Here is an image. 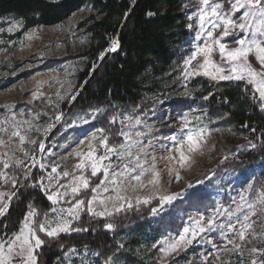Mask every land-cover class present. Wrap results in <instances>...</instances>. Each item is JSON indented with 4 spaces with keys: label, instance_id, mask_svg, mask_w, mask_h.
<instances>
[{
    "label": "rangeland",
    "instance_id": "374dc122",
    "mask_svg": "<svg viewBox=\"0 0 264 264\" xmlns=\"http://www.w3.org/2000/svg\"><path fill=\"white\" fill-rule=\"evenodd\" d=\"M60 1L62 0H56L55 3ZM184 4H188V7H183ZM198 8L197 0H185L182 3V12L192 17L188 19L192 25V37L177 46V58L171 71L159 79L155 86L144 90L143 97L153 106L139 110L122 109L116 118L120 128L133 134V140L144 141L146 153L133 150V158L121 159L119 156H112L110 161H104V164L111 163V172H123L125 164L129 168H135V172L120 177L119 186L111 184L110 181L106 182L109 192L100 194V198L105 199V205L98 202L92 205L97 212L104 211L107 207V212L112 213L108 215L106 212L104 216L95 217L111 219L127 210L155 204L152 209L154 219L143 223L139 228L115 234V239L123 245L122 248L144 264H251L252 259L264 258L261 255L264 253V203L261 202L264 194V158L249 169L243 167L238 171L222 170L226 163L245 160L254 148L253 137L220 125V119L210 116L198 102L185 108L171 106L177 101L192 103L200 97L201 87L196 83L198 78L214 81L204 75L185 76L184 60L191 55L197 44L202 43V40L195 39L199 28ZM93 14L92 7L86 6L61 24L30 30H25L24 24L18 19L0 18V140L3 141L0 145V160H8L11 165L5 169L0 164V173L7 174L9 181L13 177L16 180V186L13 187L12 183H5L0 179V193L6 194L4 200L8 202L9 209L22 188L17 179V169L26 172V179L36 171L39 181L43 179L45 185H48L46 177L51 173L52 167L73 174L60 181L64 185L70 184L73 176L84 175L89 179L90 188L82 190L78 197L73 196L69 189L66 196L61 198L60 204L55 206L65 210L64 218L70 220L73 229L83 214L88 212L87 200L95 194L91 193V188L103 180V172L93 177L90 167L82 171L77 170L75 165L80 159L76 154L86 152L89 144L96 147L97 156L104 154L105 150L99 144L102 134L99 131L101 127L98 125V119L105 111L96 108L88 112H78L68 119L60 133H55L66 118L67 111H62L63 106L72 102L78 93V75L85 67L79 55L86 51L89 44L83 25ZM236 15L239 16V13ZM17 23L18 28L8 30ZM205 27H211V24L206 22ZM215 31L219 32V29ZM235 35L237 33L225 38L229 48L237 47L233 42ZM243 35L247 36L248 33ZM213 59L226 66L225 62L220 61L217 53L213 54ZM250 59L253 66L259 69L257 62L251 57ZM200 62L202 57L193 61V65ZM25 74L27 76H24ZM214 82L242 83V88L253 97L254 85H247L243 81ZM128 116L134 119L127 120ZM184 117L189 121L187 127ZM136 119L141 121L139 126L135 124ZM121 120L124 121L123 124L120 123ZM202 128L206 131L201 146L196 151L189 152L186 142L188 134H195ZM14 131L20 132L24 137L23 142L19 137L12 135ZM137 131L143 132L144 135L136 137L134 134ZM103 135L107 136L110 145H114L105 131ZM93 136L96 137L95 140ZM120 138L123 143V138ZM181 141L185 142V161L179 159ZM41 144L44 151H40ZM137 154L140 155L139 163L143 165L140 182L131 178L142 171L136 167L134 157ZM40 164L45 167L40 168ZM157 172L158 177L155 176ZM197 187L211 195L215 202L214 207L208 213L190 206L176 211L174 217L179 220L180 228L175 231L166 226L161 220L162 216L172 212L174 207ZM52 190H57L56 184L52 185ZM59 191L64 192V188H59ZM117 192L125 199L117 201ZM108 196L112 199H106ZM164 197L174 199L169 203ZM78 199H85V207L80 210L79 219H73L66 213ZM240 204H243L244 211L231 215ZM249 205L253 207L250 208ZM116 206L120 207L119 211ZM33 208L39 214V210ZM245 214L250 216L249 221H243ZM4 216L0 217V220ZM54 216L57 214H53L51 210L47 213L48 218ZM212 217H215L216 221L214 230L199 233L196 221L202 220V226L207 227V222ZM242 223L252 225L251 229L246 231L244 241L237 235ZM233 224L235 228L231 227ZM186 229L189 230L187 238L191 239L192 243L181 245L177 251L166 252L169 244L186 235ZM192 231H197L195 239H192ZM62 234L66 233L59 236ZM40 235L46 236L44 233ZM10 238L12 235L5 236V240ZM252 248L260 251L252 253ZM40 250L41 248L37 253ZM111 261L112 264H134L123 256H117ZM57 264L105 262L99 259L94 250L83 249L69 252Z\"/></svg>",
    "mask_w": 264,
    "mask_h": 264
},
{
    "label": "trees",
    "instance_id": "16d2710c",
    "mask_svg": "<svg viewBox=\"0 0 264 264\" xmlns=\"http://www.w3.org/2000/svg\"><path fill=\"white\" fill-rule=\"evenodd\" d=\"M184 1L62 0L51 3L47 0H0V18L18 19L25 30L55 26L86 6L93 9L94 14L83 25L89 44L86 51L79 55L85 67L78 75V93L72 102L63 106L62 111H67L66 118L55 134L62 131L63 125L74 114L102 108L105 114L98 119L99 127L105 130L112 144L118 146L122 143V139L116 135L120 126L110 123V120L117 118L122 109L139 110L153 106L143 97L144 90L155 86L171 71L177 58V46L192 37L189 20L181 10ZM148 12L155 15L148 16ZM114 38L119 39L120 48L114 53L107 52ZM101 53H105L103 60L98 59ZM196 83L201 87L197 100L192 103L177 101L171 106L185 108L198 102L210 116L220 119V125L253 137L255 147L245 160L226 163L222 170L249 169L264 158V112L260 111L259 103L242 88L243 84L214 82L206 78H198ZM17 170V179L22 188L0 220V234L7 233L6 236L21 228L30 205L39 210L38 221H42L44 214L52 207L44 190L32 187L39 181L36 171L26 179V172ZM214 205L211 195L197 187L161 220L172 230L178 231L180 222L175 220L176 211L190 206L208 213ZM153 208L155 204L134 208L111 219L97 218L85 212L76 228L86 231L66 233L58 238H47L38 232L45 241L38 253V264H57L69 252L83 249L99 253V259L103 262L123 256L134 264H144L120 247L115 234L139 228L154 219ZM109 223L113 225L111 230L106 227Z\"/></svg>",
    "mask_w": 264,
    "mask_h": 264
},
{
    "label": "snow or ice",
    "instance_id": "6c2138e0",
    "mask_svg": "<svg viewBox=\"0 0 264 264\" xmlns=\"http://www.w3.org/2000/svg\"><path fill=\"white\" fill-rule=\"evenodd\" d=\"M51 3H55L56 0H50ZM199 4L197 17L199 21V28L196 32L195 39L202 40L201 44H197L195 50L191 53L187 59L184 60L185 65V76L191 75H204L210 77L214 81H233V82H246L247 85H254L253 99L259 103L260 111L264 112V0H197ZM183 7L187 8L188 4H184ZM239 13V16L236 14ZM148 16H154L155 13L148 12ZM186 17L191 19V15L186 13ZM206 22L211 24V27H205ZM19 24H13L9 27V31L13 28H18ZM189 28L192 25H188ZM219 29V32L215 30ZM248 33L247 36L243 35ZM233 33L237 35L233 36V42L237 47L229 48L228 43L225 41L226 37L231 36ZM31 38V37H29ZM120 48V42L118 38H114L111 41L110 47L107 52H116ZM217 53L220 61L225 62L226 66L217 63L213 59V54ZM105 53H101L98 59L103 60ZM198 57H202V62L193 65V61H196ZM253 58L259 65V69L255 68L252 64ZM227 73V74H226ZM74 99V97H73ZM14 120L15 117H12ZM59 119V117H57ZM127 120L134 119L132 116L126 117ZM117 122L116 117L110 120V123L115 124ZM185 127L188 124V118L184 117ZM124 123L123 120L120 121ZM135 124L139 126L141 121L135 120ZM15 127V126H14ZM247 127V125H244ZM7 131V129H4ZM102 134L99 139V144L104 148V154L102 156L96 155V147L89 144L88 150L84 153L78 152L76 155L80 159V162L75 165L77 170H84L86 167H90L91 176L95 177L99 173L103 172V180L98 182L95 187L91 188V198L87 200V211L93 216H104L107 212V207L104 211L97 212L92 205L97 202L100 205H105V199L100 198L101 192L108 193L109 188L107 186L108 181L113 185H118L120 177L125 174H131L135 172V168H129L127 164L124 165L123 172H111L112 165L104 164V161L111 160L112 156H119L121 159L133 158V150L137 153H146V146L143 140H133V134L125 132L121 128L116 135L123 138V143L119 145H110L107 136H104V129H99ZM206 129H200L195 134L189 133L187 136L188 151L194 152L201 146V141L204 139ZM13 136L19 137L20 141L23 142L24 137L21 136L19 131H14ZM136 137L144 135L143 132L137 131L134 134ZM95 140L96 137L93 136ZM174 140L175 138L172 137ZM149 142V145L150 146ZM3 141L0 140V145ZM185 142H179L180 155L179 159L185 161L187 157L184 154ZM252 147H255L253 144ZM40 151H44V146L40 145ZM135 161L137 162L136 167L142 169L141 173H137L131 178L136 182H140L143 175V165L139 163L140 155H135ZM155 159V157H153ZM175 159V157H173ZM19 164V162H17ZM0 164L3 168L8 169L11 167L8 160H0ZM40 168H44L43 164L39 165ZM55 174V175H52ZM73 175L68 171H58L57 167H52L51 173L46 177L48 185L44 184V180L41 179L38 183L33 184L32 187H39L45 191L47 200L51 202V212L57 214L53 218H48L47 214H44L45 219L43 222L35 219L38 215L35 208L29 206L30 211L27 214V218L24 221L23 227L20 228L16 233L12 234V238L5 240L7 233L0 235V264H38V253L45 241L37 234L44 233L48 238H58L61 233H68L70 231H86L87 229L75 228L71 226L70 220L65 219V210L63 208H57L61 198L65 197L68 190L70 189L73 196H79L82 190H88L90 188L89 179L84 175L73 176L72 181L68 185L61 184L60 181L66 177ZM159 173H155L158 177ZM0 179H3L5 183H12V186H16L15 177L9 181L7 174L0 173ZM155 182V181H154ZM57 185V190H52V185ZM59 188H64V192L59 191ZM115 191V189H113ZM5 193H0V217L4 216L8 209V202H5ZM106 199L111 200L112 197L108 196ZM125 198L120 196L117 192L116 200H124ZM164 200L171 202L174 197H164ZM243 199V197L241 198ZM147 202V201H145ZM261 202L264 203V194H262ZM115 206V205H114ZM131 205H129L130 207ZM85 207V199H78L75 205L67 210L66 215L73 219H79L80 210ZM117 211L120 210L119 206ZM249 207H253L249 205ZM244 206L240 204L235 209V212L231 215L243 212ZM108 215L112 213L107 212ZM239 220V216H237ZM250 216L245 214L243 221H249ZM215 217L208 220L207 227H203V221H196V229L199 233L206 231H212L215 227ZM2 227L6 228L7 225ZM109 230L113 228L111 223L106 226ZM235 228V225H231ZM250 223H242L241 229L237 235L241 241L245 240V233L251 229ZM188 229L185 230L186 235L180 236L179 240L169 244L166 252L177 251L178 248L183 244H191L192 240L187 238ZM197 231H192V239H195ZM231 243V241H229ZM122 248L123 245L121 244ZM239 250V249H238ZM75 251V250H73ZM258 249L252 248L250 252L257 253ZM99 253H97L98 255ZM243 252H241V256ZM264 256V253H261ZM105 264H112L111 258L105 261ZM251 264H264V258L259 260L252 259Z\"/></svg>",
    "mask_w": 264,
    "mask_h": 264
}]
</instances>
